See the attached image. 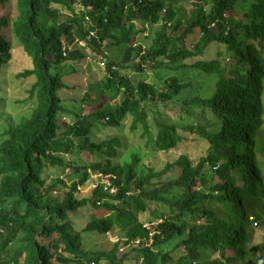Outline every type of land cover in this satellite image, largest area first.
Wrapping results in <instances>:
<instances>
[{
  "label": "trees",
  "instance_id": "1",
  "mask_svg": "<svg viewBox=\"0 0 264 264\" xmlns=\"http://www.w3.org/2000/svg\"><path fill=\"white\" fill-rule=\"evenodd\" d=\"M14 41L34 81L0 141V264H264V0H0V73Z\"/></svg>",
  "mask_w": 264,
  "mask_h": 264
},
{
  "label": "rangeland",
  "instance_id": "2",
  "mask_svg": "<svg viewBox=\"0 0 264 264\" xmlns=\"http://www.w3.org/2000/svg\"><path fill=\"white\" fill-rule=\"evenodd\" d=\"M193 2L191 1L187 2L186 10L192 7L191 3ZM206 8H208L207 5ZM230 13L231 12L228 11L226 12V14H230ZM245 22L248 23V20L246 21V18H245ZM71 46L72 45H70V47ZM11 53H12V57L10 58L9 62H7L6 69L4 70V72L0 73V97L3 96L7 98V103H5L4 106L0 105V141L2 139L3 130L6 129L9 124H15L17 121H19L21 116L29 113V111L31 110L30 104L27 103L26 105V103L18 102L17 100L26 99V97L28 96V89L30 88L34 79L30 77L17 78L16 76L17 73L22 72L24 69L29 68L31 66L30 59L16 41H14V47L11 50ZM104 71H105L104 65L101 62V60L92 57V55L89 54L87 58L83 61L82 69H80L77 73L70 72L65 77V80L71 86L70 91L69 90L64 91L65 94H68L67 95L68 98L73 97L74 96L73 94H75L76 98L79 99L80 103L77 106H75L76 109L81 111V102H82L81 98L84 93V90L86 88L89 90L90 82L93 83L99 80L103 76ZM146 73H147L146 80L151 81L152 72L147 70ZM198 75L199 74H197L195 78H197ZM183 96L184 95L181 94L179 96H176V98L177 99L180 97L182 98ZM262 99L264 105V91H263ZM68 106L72 107L73 103L70 101ZM153 110L154 108L152 109V111ZM184 116L185 113H182V118H184ZM209 118H211V116H209ZM117 132H118V128L115 127L103 128L100 131V133L97 135V137H95L94 139L96 141H99L103 138H108L110 135L113 136ZM187 138H188L187 144H190V146L195 145L197 147V149L194 152L189 151L188 149L189 147H187L186 149V151L188 152V154L191 156L192 159L198 158L199 156H202L206 153L204 150H201V146L206 148L209 145V143L205 144L203 141H201L200 143L198 141L195 142V139L192 138L191 134ZM130 148H134V147H130ZM179 154H181V149L173 150L168 154L161 152L148 153L147 151L145 152V154L142 153L144 160L146 162L152 161L155 167L162 166L166 160L170 158L173 160ZM68 158L71 159L72 157L68 155ZM48 172L50 174L48 177L49 178L48 182H52L56 176L64 174L63 172H61L59 168H55V167H49ZM68 172L70 171L66 170L65 174ZM65 180L67 181V183L69 182V179L67 177H65ZM96 180H97V176L93 175L86 183L81 185V189L77 193V195L78 196L89 195L91 192L90 189L93 188L95 183L97 182ZM80 216L83 217V212L80 213ZM263 232L264 231L262 229L256 228V231L253 237L250 239V241L252 243H257L261 241L263 239ZM114 240L115 237H113L112 234L110 233L105 234L103 236L99 234H95L93 235L92 241L91 240L89 241L92 244L89 246L100 247L99 246L100 243L102 242L106 243Z\"/></svg>",
  "mask_w": 264,
  "mask_h": 264
}]
</instances>
